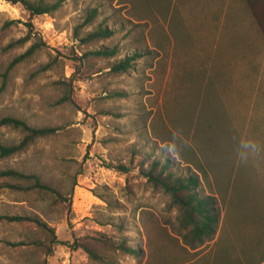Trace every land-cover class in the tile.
<instances>
[{"label":"rangeland","instance_id":"obj_1","mask_svg":"<svg viewBox=\"0 0 264 264\" xmlns=\"http://www.w3.org/2000/svg\"><path fill=\"white\" fill-rule=\"evenodd\" d=\"M94 8L80 36L99 25L114 34L81 46L75 28ZM27 23L44 45L4 85L11 61L34 42L7 47L28 34ZM102 47L117 54L84 58ZM135 52L142 56L127 72L110 71ZM8 116L58 128L29 150L0 157V171L35 174L55 192H23L11 187L19 181L0 177V215L40 217L58 242L46 253L31 243L44 235L35 223L2 221L0 264H239L237 252L221 255L218 233L199 248L185 245L169 195L143 174L166 158L187 172L172 139L195 151L203 169L190 167L224 212L235 203L238 221L232 217L223 236L236 234L245 248L264 243V38L245 0H66L39 16L0 0V121ZM21 138L0 125V143ZM249 139L261 143L258 157L242 147ZM121 241L140 256L110 247Z\"/></svg>","mask_w":264,"mask_h":264},{"label":"trees","instance_id":"obj_2","mask_svg":"<svg viewBox=\"0 0 264 264\" xmlns=\"http://www.w3.org/2000/svg\"><path fill=\"white\" fill-rule=\"evenodd\" d=\"M13 5L20 4L22 7L29 12L31 16L39 15H52L58 11L66 0H56L50 2L48 0H5ZM247 8L257 25L260 33L264 38V0H245ZM97 16V9H92L87 15L84 22L75 28L74 34L81 46H88L89 44L110 38L114 31L103 25H99L95 30L87 32L84 36H80V30L84 25L91 23ZM29 28V32L26 36L21 39L15 40L8 44L7 47H13L20 44H25L30 40L34 42L29 48L22 54L15 57L9 64L5 74L3 75L5 80L9 72L18 64L23 63L31 59L39 49L42 48L44 43L38 38L36 40L32 37V25L26 24ZM35 39V40H34ZM117 54L116 48L102 47L97 50H90L83 54L85 59L89 58H106L110 59ZM142 54L135 52L132 56H126L123 60L118 63H114L108 68L113 73H125L132 68V62L141 57ZM101 68L95 69L92 74H97L101 71ZM121 95L122 94H118ZM64 100H70L65 95ZM0 125L10 127L21 133L22 138L17 144L5 145L0 143V157L8 158L14 155L23 153L35 144L37 141L51 137L55 135L58 128L54 127H33L26 121L15 118V117H4L0 121ZM164 139V138H163ZM174 152L178 154L187 165V172L184 174H178L174 169V164L170 158H166L164 162L154 160L149 168L143 173L147 180L151 183L152 187L156 190L163 191L169 195L171 203L176 207L178 211V224L180 231L183 235L184 244L192 249L199 248L208 242L213 241L218 233L216 240V247L221 255L227 257L228 252H237L239 257L236 263L239 264H264V254L260 253L259 249L264 247V243H256L249 245L251 247L245 248L241 239L235 234L234 240H228L223 236L227 223L231 224L232 217L235 222L238 221V216L232 214L233 207L236 205L233 203L225 212L222 208V203L213 194V192L205 191L201 184V181L195 169H203L201 161L198 159L195 151L192 148H184L180 143L177 144L174 139ZM191 166V167H190ZM0 177L10 178L19 181V184L12 185L14 189L28 192L37 191L38 193H54V188L50 185L45 184L42 179L35 174H25L14 169H7L0 171ZM236 211V209H235ZM224 212V213H223ZM238 213V210L236 211ZM25 222L31 221L44 233L43 238H37L31 243L36 249H44L46 253L52 252V246L58 242L57 235L55 234L54 228H52L46 221L40 217L31 218L29 216L22 215H0V222ZM105 239L106 243L108 239L101 237L98 239L99 242H103ZM24 242H17L12 245L21 246ZM77 249H82L89 259L93 261L102 262L103 258L99 254L98 250L90 247L87 243L77 242L75 244ZM113 250H122L127 254L134 255L135 257L140 256V249L128 246L123 241L110 244ZM259 252V253H258ZM152 252H150L151 258ZM227 259V258H226ZM45 264V262L41 263Z\"/></svg>","mask_w":264,"mask_h":264},{"label":"clouds","instance_id":"obj_3","mask_svg":"<svg viewBox=\"0 0 264 264\" xmlns=\"http://www.w3.org/2000/svg\"><path fill=\"white\" fill-rule=\"evenodd\" d=\"M242 147L245 148L254 158L258 157L262 151L261 143L254 139L242 141Z\"/></svg>","mask_w":264,"mask_h":264},{"label":"built area","instance_id":"obj_4","mask_svg":"<svg viewBox=\"0 0 264 264\" xmlns=\"http://www.w3.org/2000/svg\"><path fill=\"white\" fill-rule=\"evenodd\" d=\"M66 261H68V259H67ZM66 261H64L63 263H66ZM68 262H69V261H68Z\"/></svg>","mask_w":264,"mask_h":264}]
</instances>
